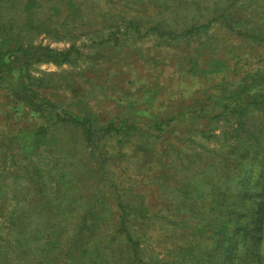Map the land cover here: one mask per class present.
Masks as SVG:
<instances>
[{"label": "rangeland", "instance_id": "374dc122", "mask_svg": "<svg viewBox=\"0 0 264 264\" xmlns=\"http://www.w3.org/2000/svg\"><path fill=\"white\" fill-rule=\"evenodd\" d=\"M228 4L245 12L246 33L221 23ZM19 48L69 60L0 74V175L14 179L0 190L22 200L30 225L63 216L59 247L80 235L76 252L97 246L107 259L121 207L138 260L163 264L189 185L210 193L239 173L226 161L229 105L264 94V0H0V52ZM18 87L38 98L21 100Z\"/></svg>", "mask_w": 264, "mask_h": 264}, {"label": "trees", "instance_id": "16d2710c", "mask_svg": "<svg viewBox=\"0 0 264 264\" xmlns=\"http://www.w3.org/2000/svg\"><path fill=\"white\" fill-rule=\"evenodd\" d=\"M129 2V0H126ZM235 1L236 0H227ZM249 4V3H247ZM254 4V3H253ZM252 4V5H253ZM222 6L220 18L222 24H228L229 30H238L239 33H246L242 25L246 24L240 15L244 14L243 9H231ZM233 6V5H232ZM261 8V6H259ZM218 9L214 7V12ZM257 14V13H256ZM243 16V15H242ZM214 19L210 20L213 21ZM128 24L133 22L129 19ZM208 22V25H210ZM138 26V25H137ZM137 26L135 31L138 32ZM139 28V27H138ZM164 35V33H163ZM166 36V35H165ZM162 45V42L159 43ZM36 48L31 52L19 49L0 52V74L1 78L9 69H17L18 75L25 77L27 65L35 62H47L51 59L54 62H68L69 52L54 53L42 59ZM8 53V54H6ZM6 54V61L3 58ZM54 57V58H53ZM18 98L27 101L26 98L36 100L39 93L35 91H23ZM27 93L26 97L24 94ZM24 96V97H23ZM23 97V98H22ZM246 98V96H245ZM264 94L253 93L249 100L239 103L235 109L232 105L230 113L234 115V127L229 135L234 140L233 145L226 153L228 166L232 163L239 170L235 177L225 175L223 184L213 186L212 192L194 191L189 185L192 195L180 199L181 210L175 215L173 228L166 229L169 237V247H166V260L163 264H263L264 262V109L262 102ZM234 105V103H232ZM257 110L260 113H247ZM63 119L61 118L60 121ZM84 138L89 141L91 138L90 123L82 122ZM160 129V125L153 126ZM109 128L112 129L110 126ZM41 127L38 131H42ZM12 160H16L14 154ZM185 166V165H183ZM186 169V168H185ZM49 175L51 171L48 170ZM3 175V176H2ZM0 175V189L6 187V178L13 179L10 174ZM55 175H51V182ZM14 180V179H13ZM7 181V180H6ZM8 181V182H9ZM214 180H211V182ZM16 183V182H15ZM22 200L18 196H7L5 191L0 190V250H7L8 257H4L0 264L21 263L24 256L29 257L30 264H141L139 257V243L129 230L127 214L119 207V215L116 219L117 232L123 234L119 248L111 250L118 256L109 259L104 257L101 251L81 250L76 252L75 245L77 236L65 240L62 247H59V239L64 234V227L58 218L53 214L52 223L30 225L26 223L27 209L23 208ZM51 202V201H50ZM207 207V210L204 209ZM183 209V210H182ZM182 212V213H181ZM136 217L147 218L144 214H136ZM144 220V219H141ZM84 227H81V225ZM87 219L79 227L82 232L87 226ZM93 226V225H92ZM193 231L194 234H193ZM191 232V233H190ZM177 235V236H176ZM196 235V238L195 236ZM175 241H171V240ZM186 241V243L184 242ZM57 256L55 257V251ZM120 249V250H119ZM85 256L86 259L76 258ZM113 255V254H112ZM32 257V259L30 258ZM62 261H58L61 260ZM78 259V260H77Z\"/></svg>", "mask_w": 264, "mask_h": 264}]
</instances>
